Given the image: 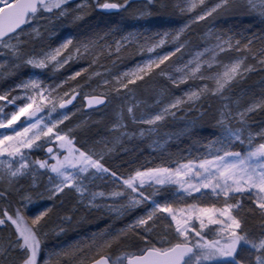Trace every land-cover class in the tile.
Wrapping results in <instances>:
<instances>
[{"label":"snow or ice","instance_id":"6c2138e0","mask_svg":"<svg viewBox=\"0 0 264 264\" xmlns=\"http://www.w3.org/2000/svg\"><path fill=\"white\" fill-rule=\"evenodd\" d=\"M0 130V264H264V0H0Z\"/></svg>","mask_w":264,"mask_h":264},{"label":"rangeland","instance_id":"374dc122","mask_svg":"<svg viewBox=\"0 0 264 264\" xmlns=\"http://www.w3.org/2000/svg\"><path fill=\"white\" fill-rule=\"evenodd\" d=\"M152 19H153L154 22H161V18L153 17ZM141 23H144V21H141ZM66 29H67L68 32H71V33H75V31H76L74 26H72L71 24L67 25ZM78 69H79V64H73L71 66V68L68 69V72L71 73L74 70H78ZM31 71H33V70L32 69H25L24 70V72H31ZM99 118H100V113H94L93 114V119H99ZM2 131H4V130H0V132H2ZM204 131H205V134H206L208 131H211V129H205ZM180 147L184 148V147H187V145H181ZM172 150L173 151L176 150V145H172ZM150 159H152V156L149 155V151L145 148V151H144L143 155H140V157H139V162L144 163V162H146L147 160H150ZM74 235H75L74 233H69V236H74ZM49 243L50 244L54 243V241H50Z\"/></svg>","mask_w":264,"mask_h":264}]
</instances>
